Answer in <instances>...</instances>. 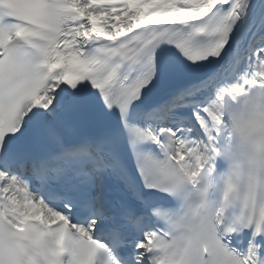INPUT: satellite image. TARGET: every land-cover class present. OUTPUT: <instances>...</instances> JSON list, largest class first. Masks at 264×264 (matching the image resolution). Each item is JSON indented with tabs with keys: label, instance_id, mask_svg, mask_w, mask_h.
<instances>
[{
	"label": "bare ground",
	"instance_id": "6f19581e",
	"mask_svg": "<svg viewBox=\"0 0 264 264\" xmlns=\"http://www.w3.org/2000/svg\"><path fill=\"white\" fill-rule=\"evenodd\" d=\"M241 1H243V0H241ZM216 3H218V5H221V6H227L229 8V10H231L236 15V17L238 18L239 27H241V25L243 23L242 22L243 19L241 20L239 18L240 17L239 16L240 15V0H211L209 3H206V4L204 3L203 7L197 8L199 10L195 14L194 13H192V14L191 13L190 14L187 13V15H184L183 17H187L184 20L186 22L180 21V22H178L175 25H168V28L169 29L180 28V27L184 26L183 23L190 24V23H188L190 21V19L194 20V19L198 18L201 15L200 13L207 12ZM159 12L165 13V8H164L163 5H160ZM181 12H182V10L179 9V13H180L179 16L180 17L182 16V14H186L185 11H183L182 13ZM237 18H236V20H237ZM150 20L151 19L145 18V19L140 21L142 23H139V25H136V27L134 26L133 28L136 29L137 27L144 26L147 23H149ZM177 20H179V19H177ZM257 31L258 30L252 31L251 35H249V37L252 38ZM236 33L237 34L235 35V37H233V39H232L227 51L225 52V54L217 61L216 65L202 78L203 82L206 81V80L211 79L212 77H219V76L224 75L226 73H231V71H233L232 68L234 66L235 61L237 59L244 58V57H242L244 52H247L248 54H252L249 51V50H251V46H249V44H251V42H250L251 39L248 38V37L247 38L242 37L241 39L236 37L238 34H240V30L237 29V28H236ZM246 39H247V41H246ZM254 41H256V40H254ZM233 49H236V50L234 51ZM235 56H237L238 58L234 59ZM251 58H256V56L254 55ZM245 61H246V63L248 62V65H249V60L246 59ZM246 68H247V66H246ZM259 81L260 80H258V82ZM237 96H238L237 94H233V95L231 94L230 95V97L232 99H236ZM220 115H221V111H219L218 114H217L218 119H219ZM10 180H11V181H9L10 183L14 182L12 179H10ZM4 190L8 191V194H7L8 197H13V195L11 194V192L7 188H5Z\"/></svg>",
	"mask_w": 264,
	"mask_h": 264
},
{
	"label": "rangeland",
	"instance_id": "374dc122",
	"mask_svg": "<svg viewBox=\"0 0 264 264\" xmlns=\"http://www.w3.org/2000/svg\"><path fill=\"white\" fill-rule=\"evenodd\" d=\"M130 1L133 4V8L135 7V9L137 10L140 9V12L137 11L138 14L135 15L134 17L123 20L126 21L125 23L128 25H132L133 22H136V20L139 19L138 16L140 15V13L143 12L145 14V12L155 9L160 2L167 0H130ZM170 1L174 2L175 4L174 6L175 9H173V11L176 13L175 14L176 16V15H180L178 12L179 9L182 11L191 12L193 9L199 8L200 5H203L204 3L206 4L208 0H170ZM101 4L104 5L105 8L111 9L108 6V1H102ZM118 4L120 11L114 9V11H116L115 16L112 17L114 20L116 19L122 20L123 17L125 18V15H127L128 13L127 6H122L124 5V1H118ZM240 7L242 9L241 17L243 19L242 22L244 24L241 25L242 30H240V34H238L239 39L244 37L249 27H254V30L257 28L259 29L260 27H264V0H243L240 1ZM173 11L172 13H174ZM104 14L106 15V11L104 12ZM170 15L172 14L170 13ZM250 31H252V29H250ZM246 35L249 36L250 34H246Z\"/></svg>",
	"mask_w": 264,
	"mask_h": 264
}]
</instances>
